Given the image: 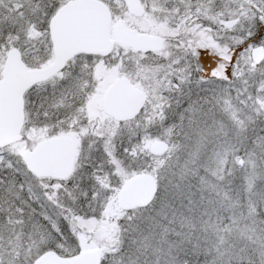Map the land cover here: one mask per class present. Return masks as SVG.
I'll use <instances>...</instances> for the list:
<instances>
[{"label": "snow or ice", "instance_id": "obj_1", "mask_svg": "<svg viewBox=\"0 0 264 264\" xmlns=\"http://www.w3.org/2000/svg\"><path fill=\"white\" fill-rule=\"evenodd\" d=\"M0 264H264V0H0Z\"/></svg>", "mask_w": 264, "mask_h": 264}]
</instances>
